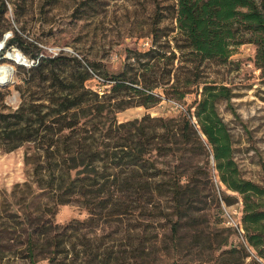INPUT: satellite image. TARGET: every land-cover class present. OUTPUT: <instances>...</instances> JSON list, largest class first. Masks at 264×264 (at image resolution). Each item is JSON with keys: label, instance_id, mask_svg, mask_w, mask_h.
I'll use <instances>...</instances> for the list:
<instances>
[{"label": "trees", "instance_id": "16d2710c", "mask_svg": "<svg viewBox=\"0 0 264 264\" xmlns=\"http://www.w3.org/2000/svg\"><path fill=\"white\" fill-rule=\"evenodd\" d=\"M175 20L177 50L155 30L150 49L128 63L135 72L109 79L102 94L87 85L98 65L32 44L36 63L15 85L19 105L9 109L0 91V149L30 145L24 161L46 201L12 211L18 186L0 195L1 264H264V183L242 176L217 111L231 89L206 70L251 43L264 79V0H177ZM18 41L16 33L7 45ZM163 98L183 107L172 117L110 118ZM21 187L33 195L30 183ZM239 200L243 239L234 243L238 228L222 204ZM66 204L87 218L56 223L53 210Z\"/></svg>", "mask_w": 264, "mask_h": 264}, {"label": "rangeland", "instance_id": "374dc122", "mask_svg": "<svg viewBox=\"0 0 264 264\" xmlns=\"http://www.w3.org/2000/svg\"><path fill=\"white\" fill-rule=\"evenodd\" d=\"M176 10L177 0H6V9L0 1V42L5 45L0 52V64H10L14 70L11 81L0 85V91L5 93L1 103L9 109L19 105V93L15 85L38 53L33 45L41 49V54L77 57L83 64L85 61L95 63L98 65V75L87 85L100 94L109 91V79L123 71L127 72L128 77L135 72L128 63L135 58L136 51L144 53L150 49L155 30L162 37L161 40L168 35V50H177L173 40L177 33ZM16 33L21 41L7 45ZM13 51L20 52L27 62L19 64L7 60V54ZM255 56L256 46L245 43L233 50L226 64H212L206 70L209 79L231 89L233 96L230 103L220 101L217 111L232 135L234 155L241 174L252 182L263 184L264 79L256 65ZM141 60L144 62L146 58L142 57ZM194 99L195 95L192 94L185 101L191 104ZM181 107L176 101L163 98L148 109L129 107L109 115L118 122L141 118L145 114L172 117L178 114ZM29 150L28 144L10 152L0 149V195L9 196L18 186L17 197L11 198L12 211L25 210L26 203H29V208H33L37 203L46 201L31 183V165L24 161ZM209 165L213 167L212 159ZM25 182L31 184L32 196L21 194L20 189ZM212 182L217 185L216 177H213ZM227 193L234 195L229 191ZM222 209L226 224L231 219L241 223L240 200L229 207L222 204ZM53 211L54 221L61 225L72 220H84L88 216L87 211L76 204L59 205ZM108 231L102 230L103 233ZM102 232L97 231L98 234ZM242 234V228L238 229L232 241H242Z\"/></svg>", "mask_w": 264, "mask_h": 264}, {"label": "bare ground", "instance_id": "6f19581e", "mask_svg": "<svg viewBox=\"0 0 264 264\" xmlns=\"http://www.w3.org/2000/svg\"><path fill=\"white\" fill-rule=\"evenodd\" d=\"M2 44L0 42V47ZM6 59L19 64H25L27 62L26 58L18 51L9 52ZM13 71V67L10 64H0V85H5L11 81Z\"/></svg>", "mask_w": 264, "mask_h": 264}, {"label": "built area", "instance_id": "2783aa9c", "mask_svg": "<svg viewBox=\"0 0 264 264\" xmlns=\"http://www.w3.org/2000/svg\"><path fill=\"white\" fill-rule=\"evenodd\" d=\"M145 44H147L148 45V43L146 42ZM5 48V45H4V42H3V44L1 45V47H0V52L3 50ZM36 62H35V60L33 59L27 66H32V65H34ZM227 224H229L230 226H233V227H236V228H238V229H241V225H240V223H238L237 221H234V220H232L231 219V221H227Z\"/></svg>", "mask_w": 264, "mask_h": 264}]
</instances>
